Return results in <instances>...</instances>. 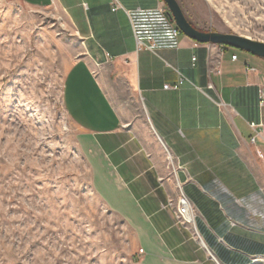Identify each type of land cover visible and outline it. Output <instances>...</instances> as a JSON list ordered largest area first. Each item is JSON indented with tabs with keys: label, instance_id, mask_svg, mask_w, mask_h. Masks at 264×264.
Instances as JSON below:
<instances>
[{
	"label": "crops",
	"instance_id": "1",
	"mask_svg": "<svg viewBox=\"0 0 264 264\" xmlns=\"http://www.w3.org/2000/svg\"><path fill=\"white\" fill-rule=\"evenodd\" d=\"M20 1L57 4L81 40L63 102L138 264H264V59L175 34L162 0Z\"/></svg>",
	"mask_w": 264,
	"mask_h": 264
},
{
	"label": "rangeland",
	"instance_id": "2",
	"mask_svg": "<svg viewBox=\"0 0 264 264\" xmlns=\"http://www.w3.org/2000/svg\"><path fill=\"white\" fill-rule=\"evenodd\" d=\"M178 2L203 32L264 42V0ZM71 24L57 4L0 0V264H138L63 102L83 49Z\"/></svg>",
	"mask_w": 264,
	"mask_h": 264
},
{
	"label": "water",
	"instance_id": "3",
	"mask_svg": "<svg viewBox=\"0 0 264 264\" xmlns=\"http://www.w3.org/2000/svg\"><path fill=\"white\" fill-rule=\"evenodd\" d=\"M168 9V15L175 21L178 29L190 39L202 43L222 45L237 49L264 59V42L237 34L204 31L197 28L186 16L178 0H162Z\"/></svg>",
	"mask_w": 264,
	"mask_h": 264
},
{
	"label": "built area",
	"instance_id": "4",
	"mask_svg": "<svg viewBox=\"0 0 264 264\" xmlns=\"http://www.w3.org/2000/svg\"><path fill=\"white\" fill-rule=\"evenodd\" d=\"M119 6L117 4H115L114 7V11H116V9H118ZM179 29L175 30V34H178ZM238 56H233L234 60H237ZM196 58L193 59V61H195ZM248 72H254L256 71L253 68H247ZM186 83V79L184 77H182L176 84L173 85H166L164 88L165 89H171V90H179L181 89ZM251 128L256 130L257 129V125L254 123H251ZM259 134V132H257V135ZM256 137H254L252 139V142H255ZM179 187V186H178ZM189 197L184 193L183 189L181 187H179V196L177 199L175 200H171L169 203L170 207H175L176 208V219L179 223L183 224V225H189L192 227H195V218H196V209L192 203V201L190 199H188ZM143 250H140L139 253H142ZM254 263L258 261V259H253Z\"/></svg>",
	"mask_w": 264,
	"mask_h": 264
}]
</instances>
